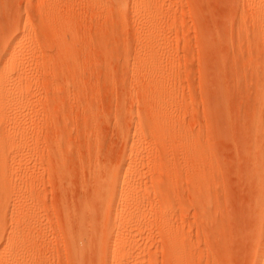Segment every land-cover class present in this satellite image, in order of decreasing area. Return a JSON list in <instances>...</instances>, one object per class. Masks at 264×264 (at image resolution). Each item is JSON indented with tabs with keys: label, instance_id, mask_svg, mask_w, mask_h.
<instances>
[{
	"label": "rangeland",
	"instance_id": "rangeland-1",
	"mask_svg": "<svg viewBox=\"0 0 264 264\" xmlns=\"http://www.w3.org/2000/svg\"><path fill=\"white\" fill-rule=\"evenodd\" d=\"M154 2L158 18L155 4L142 0H131L123 10L116 6L119 0H0V73L26 74L25 89L14 88L4 103L0 128L18 121L19 112L27 128L12 142L21 154L13 163L17 172L7 177L19 193L18 203L7 205L0 227L11 229L12 219L34 205L33 234L44 236V263L72 264L64 215L88 205L100 218L107 202L96 193L101 189L107 195L115 187L114 173L109 175L113 183L102 176L103 169L116 171L124 163L126 143L135 141L137 172L122 179L131 184L125 205L138 207L129 230L139 252L151 254L154 264H166L159 220L165 215L190 249L191 264H254V213L264 203L261 187L249 179L247 153L255 144L249 130L263 69V25L247 0ZM154 19L160 27L156 34L149 31ZM17 35L22 40L14 62L5 66L3 56ZM146 71L158 74L162 99L141 93L144 82L135 78ZM151 115L158 132L164 131L158 138L152 129H137ZM184 124L210 141L207 165L215 166L207 199L195 195L198 189L184 167ZM57 141L64 158L63 164L56 160L58 169L52 152ZM91 218L89 225L96 222Z\"/></svg>",
	"mask_w": 264,
	"mask_h": 264
},
{
	"label": "bare ground",
	"instance_id": "bare-ground-1",
	"mask_svg": "<svg viewBox=\"0 0 264 264\" xmlns=\"http://www.w3.org/2000/svg\"><path fill=\"white\" fill-rule=\"evenodd\" d=\"M247 1L250 2V6H251L250 9L255 12L256 16L258 17V19L263 25V33L261 35V38H262L261 39L262 40L261 51H262L263 58H264V0H247ZM130 2L131 0H119V3L116 6L117 7L119 6L123 10L128 7V4ZM147 3L155 4L153 6L152 11L154 12V16L156 15L155 18H158V15L160 12L158 3L156 4L154 0H142V4H147ZM159 30H160V27L158 24V19L156 20L154 19V25L149 29V31L156 34L158 33ZM21 40L22 39L18 35L12 40L11 42L12 44L10 45L11 47L10 50L6 52L5 55L3 56V63L5 66L14 62L13 60H11V58H13V55L16 52V49L19 48ZM25 79H26V74L24 72H20L16 76L14 72H11L8 74L0 73V118L4 115V112H3L5 108L4 103L8 99L9 95L13 92V89L14 88H17V90L25 89V86H24ZM135 80H139V81L143 80L144 85L140 83L143 85L141 88L142 89L141 93L144 96L147 95V98L149 96L148 99H151L150 97H158V98L160 97V99H162L161 98L162 96L164 97L165 93L158 85V81H159L158 74H154L153 72L146 71L144 72V74L142 73L140 75H137ZM148 103L146 102V104ZM154 103H155V99H154ZM152 105H151V108L153 107ZM148 107L150 108V105H148ZM186 111H187L186 113H188V109H186ZM15 114H17L16 108H14V115ZM16 117L19 118L18 121L15 122L14 120H12L10 121V123H8L3 128V130L2 128H0V186L1 185L4 186V188L0 190V216H1V213L5 212L8 204L16 206V204L18 203L19 193L16 190V188H13L12 186L11 187L8 186L7 177L12 175L14 173L13 171H16L14 170L15 169L14 164H16L15 162H17L18 157L21 154V152L18 150L20 149V146H18V148H15V145L17 143L15 142L12 144V142L14 141L15 136L17 135L24 136L25 134H27V128H24L26 126V123L21 122L22 120L20 118L22 117L20 116V112L18 113V116ZM184 121L186 122V120ZM185 124H184L183 133H181L182 154H183V160L185 164L184 167L186 168L185 170L188 171V176L192 178L191 182H193L192 184H194V187L196 186L195 189H198V194H196L195 193L196 191H195L194 192L195 195L200 196L202 199H205V198L207 199V195H206L208 194L207 190L210 191V189L207 188L208 184L210 186L209 177L213 173L214 171L213 167L215 166L214 165L212 168L211 167L209 168V165H210L209 161L212 159V156H211L212 153H210V144H209L210 141L209 142L207 140L203 141L201 139V136L199 137V136H196V134L194 135L193 132L190 131L191 129L189 130L191 125L189 124L188 126ZM136 125H137L138 130L139 129H152L154 132L153 133L154 135L157 132L155 136H157L158 133H160L159 136L164 134L163 130L158 132L160 130V129L158 130L159 128L158 122H156L152 118V115L140 120ZM136 133L138 132L136 131ZM249 134L251 135V139H252L251 142L253 143L255 142L253 148H251L250 146L249 147L250 152L247 153L248 161L251 166V169L250 167L248 168V170L249 169L251 170L248 173L250 174L249 179H251L252 177L256 179V182L261 187V196H262V201L264 203V61H263V69L260 72L259 78L257 81L256 110H255V116L253 119L252 126L250 127V130H249ZM155 136H154V139H156ZM161 138L166 139V137L164 136H162ZM159 139L157 140L160 141ZM164 141H162V143ZM9 143L12 145H10ZM54 144H52L53 148L55 147L56 144H57L56 145L57 147L60 146V148L58 149L57 147H55L56 149L54 148V151H52L54 153V155L52 153L53 158L55 159L54 161L56 162L57 160L58 162V159H60V161L63 164L64 161H62L63 156L61 152L63 151V149L61 145L58 143V141L55 145ZM129 144H130L129 142L126 143V146H125L126 148L123 152L124 155H122V157L124 156V163L114 172L113 171L110 172L108 170V167L106 166L107 168L106 171L110 173L105 172V169H103L104 172H102V174L103 173L105 174L103 175L101 174L104 177L105 175L108 176V178L107 177L106 178L109 179L108 181L111 182L113 180H110V179L111 177H113V175H111V177H109V175L111 173H114L115 178L113 179H115V185L114 184L113 185L115 187H113V190L111 192L109 193L107 192L108 193L107 195H103L101 189L99 190L100 192L97 191L96 193V194L99 193L100 195L103 196V198L99 197L102 199V200L99 199L101 202L103 201L104 196H105L106 199L104 200H106L108 204V205L107 204L105 205L104 203L101 206L103 209L99 210L100 218H98L97 220L95 216L91 214V211L89 213L87 209V207L89 208L88 205H82V206L80 205L81 207L80 206H79L80 208L78 207L79 210L77 212H73L76 210L72 209L69 211L70 213L67 211L68 214L66 213V215H64L66 216L64 227L68 226L67 227L68 230L65 228L66 230L65 234L67 236L64 237L66 240L65 241L66 247H67L66 251L68 252V256L70 257L69 260L72 264H142V262H146L147 264H154L151 254L146 255V254H142L141 252H139V248H138L139 243L135 238L136 235L134 236L133 232L129 230L130 225H132L129 223V219L133 217L134 213L138 210L137 209L138 207L135 205H128V206L125 205V202L129 201L130 197L132 196V194L129 191V187L131 184H130V181L127 182L126 180H123L122 178H124L125 176H128L130 172H133V173L137 172L134 165L135 163H137L140 157V156H136V148H137L136 142L133 141L130 145ZM163 144H165V142ZM165 146L163 145V147ZM11 148H14V151L12 152V154L10 153ZM250 148L253 149V151ZM49 157L48 159H50ZM127 162H130V168L128 170H125L124 167ZM51 163L53 164V161ZM60 163H57L55 165L56 166L55 168H57V166H59ZM55 168H54V171H55ZM131 168H133V170H131ZM60 169L57 171L58 172L61 171ZM101 169L99 167L98 172H100ZM56 174L58 175V173ZM104 177H103V180H104ZM106 178L105 180L107 181ZM102 181L100 180L101 184L103 183ZM213 182L215 181H212V183ZM101 184L100 186L98 185L97 186L99 188H102ZM109 184L111 183H108V185L106 186L108 187ZM254 184L256 186V183ZM24 186H25V183H24ZM106 186L104 187L105 190H106ZM111 188L109 187L108 189H111ZM20 196H21V193H20ZM210 196L212 195L210 194ZM209 199L210 198H208V200ZM19 203H22V202L19 201ZM30 204L26 205V208H23L22 211L18 213L12 219L11 229L8 230L4 227H0V264H48L49 263V262L44 263V260L47 258V257H43L44 253L46 252L45 251L46 242L45 241H44L45 243L43 242L44 236L41 237L40 239V235H38L37 233L33 234V231H35V229L33 227L31 219H33L34 216L31 213V208L34 205H30ZM89 204L91 205V203ZM211 204L212 203H210V205ZM98 206L99 205H97V207ZM94 208L96 207L93 205L92 211L94 210ZM102 211L106 212L105 217H104L105 219H103L104 214ZM72 212L74 214H71ZM90 214L96 220V222H91L92 225L93 223H96L95 227L94 225L93 227H91L92 226L91 224H90L91 226L89 225V222L92 221ZM254 214H255L254 216L255 220L253 222L255 223V230H256V233H255L256 237H255L254 242L257 248L255 259H254V264H264V204L261 205V203L260 204L258 203L257 210ZM162 216L163 218H160V219L158 218V219L162 220L161 221L162 225L160 226L161 234H162L161 239L163 240L162 242L164 243L163 248L166 253V264H191V256H190L191 254L189 252L190 249L188 248L189 249L188 251L185 248L187 246H184L185 243L183 244V242L181 241L180 235L177 232V230L175 232L174 227H171L173 225L170 224L169 226V223H166L165 221L166 216L161 215V217ZM27 220L29 221L28 227H27ZM214 220H215V217L213 221ZM74 225L75 226L77 225L76 226L77 228L74 227ZM89 227L94 228V229L90 230L91 228ZM117 227H119L118 230H117ZM88 229L90 231H88ZM45 239H46V236H45ZM46 245L48 246V244ZM5 252H7V255L4 257L3 254Z\"/></svg>",
	"mask_w": 264,
	"mask_h": 264
}]
</instances>
